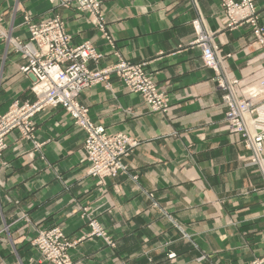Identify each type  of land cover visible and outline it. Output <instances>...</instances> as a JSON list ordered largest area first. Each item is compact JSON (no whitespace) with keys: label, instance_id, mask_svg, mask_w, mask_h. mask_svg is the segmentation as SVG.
<instances>
[{"label":"crops","instance_id":"1","mask_svg":"<svg viewBox=\"0 0 264 264\" xmlns=\"http://www.w3.org/2000/svg\"><path fill=\"white\" fill-rule=\"evenodd\" d=\"M100 1L106 33L88 12L51 0H0V29L26 40L25 13L36 22L59 15L72 46L91 41L100 53L90 68L119 56L146 63L169 109L152 110L116 74L81 91L78 100L96 125L138 141L125 159L127 172L103 183L89 174L85 130L63 108L34 117V141L18 131L8 135L0 152V264H52L33 243L39 230L52 226L75 243L73 264H215L216 257L247 264L263 256L264 177L248 164L251 151L229 132L223 91L194 43V22L202 19L242 77L264 65L256 61L261 49L252 27L229 28L221 0ZM255 1L264 24V0ZM23 63L0 37L1 115L14 100L36 99ZM263 100L264 94L255 100L260 114ZM93 222L113 245L94 233Z\"/></svg>","mask_w":264,"mask_h":264},{"label":"built area","instance_id":"2","mask_svg":"<svg viewBox=\"0 0 264 264\" xmlns=\"http://www.w3.org/2000/svg\"><path fill=\"white\" fill-rule=\"evenodd\" d=\"M54 2L55 0H51ZM69 8L88 12L91 23L105 31V19L100 0H58ZM225 8V21L229 28L249 24L255 40L261 49L256 61L264 58V24L258 21V8L255 0H221ZM202 19L194 25L197 37L194 43L202 49V61L215 71L214 80L223 91L225 119L229 132L238 135L245 146L252 151L250 163L256 164L264 176V104L255 106L259 95L256 88H264V78L255 82L254 76L238 77L229 67L227 58L215 42V33L203 27ZM29 37L21 40L0 29V37L11 43L24 59L20 71L33 77L31 90L34 101L14 100L5 114H0V152L6 146V138L18 131L28 140L35 138L34 117L50 107L63 108L74 123L86 132L83 147L84 159L89 164V174L103 183L106 178L126 173L125 159L134 151L138 141L124 133H109L102 125H96L89 116V108L81 104L78 96L90 85L103 81L111 74L118 75L131 92L143 97L152 110L167 112L168 100L164 92L148 71L146 63H132L119 56L115 63L92 69L89 62H98L101 55L91 41L72 46V34L65 21L55 15L39 22L32 15L25 18ZM254 59L248 60L252 65ZM262 64L259 65L261 67ZM95 231L100 227L91 223ZM33 243L40 250L42 260L52 264H72L69 242L64 231L52 226L38 231ZM247 264H264V255Z\"/></svg>","mask_w":264,"mask_h":264},{"label":"rangeland","instance_id":"3","mask_svg":"<svg viewBox=\"0 0 264 264\" xmlns=\"http://www.w3.org/2000/svg\"><path fill=\"white\" fill-rule=\"evenodd\" d=\"M52 2V1H51ZM52 3H57V4H59V1L58 0H55L54 2H52ZM28 15H31V14H28V13H25L24 14V20H25V18H26V16H28ZM258 63H264V58H261V59H259L258 61H257ZM258 68L259 69H257L256 71H249L248 72V75L249 76H254V78L256 79L255 80V82L257 83L260 79H262V78H264V65H262L261 67H259L258 66ZM256 90H258V92H259V95L257 96V97H260L262 94H264V88H256ZM263 104H264V100H263ZM262 104V105H263ZM261 105V106H262ZM245 145V144H244ZM250 150V149H249ZM251 151V150H250ZM251 155H252V151H251ZM251 157V156H250ZM248 164H251L250 163V158H249V160H248ZM251 165H255V166H257L256 164H251ZM257 168L259 169V167L257 166ZM259 171L261 172V170L259 169ZM263 175V174H262ZM264 177V176H263ZM65 233V232H64ZM96 235H98V236H100V237H103L106 241H108V243H110L111 245H113V243L111 242L112 240L107 236V233H106V231L103 229V228H101L100 227V230L99 231H95L94 232ZM67 236V235H66ZM67 239H68V236H67ZM68 241L69 242H72V241H70L69 239H68ZM72 243H74V242H72ZM75 245V244H74ZM74 247V246H73ZM73 247H70L69 248V250L71 249V248H73ZM69 252V251H68ZM69 256H70V254H69ZM211 256H214V255H211ZM176 257H177V255H176V253L175 252H172V253H169L168 254V258L170 259V260H172V261H174L175 259H176ZM70 258H71V256H70ZM71 260H72V258H71ZM214 263L215 264H231L229 261H228V259L227 258H225V260H224V258H219V257H216L215 258V261H214ZM72 264H73V260H72Z\"/></svg>","mask_w":264,"mask_h":264}]
</instances>
